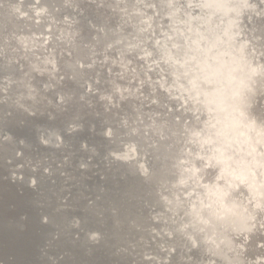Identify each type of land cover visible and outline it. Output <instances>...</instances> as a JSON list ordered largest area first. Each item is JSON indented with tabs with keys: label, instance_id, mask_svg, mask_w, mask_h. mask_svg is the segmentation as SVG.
Listing matches in <instances>:
<instances>
[{
	"label": "water",
	"instance_id": "95a60500",
	"mask_svg": "<svg viewBox=\"0 0 264 264\" xmlns=\"http://www.w3.org/2000/svg\"><path fill=\"white\" fill-rule=\"evenodd\" d=\"M262 22L264 0H0V264H178L176 229L198 259L193 182L238 151L223 126ZM163 214L134 256V217Z\"/></svg>",
	"mask_w": 264,
	"mask_h": 264
},
{
	"label": "bare ground",
	"instance_id": "6f19581e",
	"mask_svg": "<svg viewBox=\"0 0 264 264\" xmlns=\"http://www.w3.org/2000/svg\"><path fill=\"white\" fill-rule=\"evenodd\" d=\"M254 31L255 44L259 51H263L264 22ZM239 66L242 67V64ZM247 75L243 73L241 83L236 85L231 103L233 117L231 115L229 123L223 126L225 134L236 136L234 140L238 151L233 154L225 152L219 149L217 137L209 139L208 143L217 144L216 149L222 153L223 162L219 168H199L193 182L200 190L199 201H190L188 209L195 213L197 225L208 245L198 259H193L184 247L181 231L170 230L168 235L179 247L175 256L178 264H206L204 253L212 264H264V69L248 79ZM49 85L54 87L51 83ZM129 148L134 152L132 147ZM84 167L87 165L84 164ZM0 188L1 193L6 191L11 200H15L14 192L7 187ZM157 201L162 206L163 199L157 198ZM186 213L189 212L177 207L172 220L175 222ZM166 218L165 214L160 215V219L134 217V228L129 226L127 232L134 256L146 254L149 247L155 244L154 237L159 231L153 225L166 221ZM124 222L123 217L114 222L116 232ZM3 226L12 231H26L27 221L16 222L8 218ZM134 232L141 235L135 236ZM133 262L137 263L136 259Z\"/></svg>",
	"mask_w": 264,
	"mask_h": 264
}]
</instances>
